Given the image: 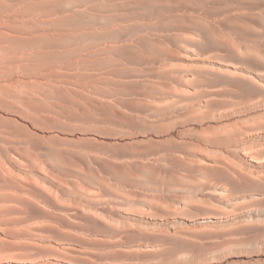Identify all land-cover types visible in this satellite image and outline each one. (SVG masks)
<instances>
[{
    "label": "rangeland",
    "instance_id": "obj_1",
    "mask_svg": "<svg viewBox=\"0 0 264 264\" xmlns=\"http://www.w3.org/2000/svg\"><path fill=\"white\" fill-rule=\"evenodd\" d=\"M0 264H264V0H0Z\"/></svg>",
    "mask_w": 264,
    "mask_h": 264
}]
</instances>
